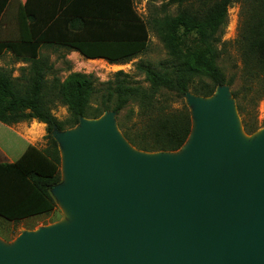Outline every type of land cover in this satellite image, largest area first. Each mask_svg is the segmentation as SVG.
I'll return each mask as SVG.
<instances>
[{"label": "water", "instance_id": "1", "mask_svg": "<svg viewBox=\"0 0 264 264\" xmlns=\"http://www.w3.org/2000/svg\"><path fill=\"white\" fill-rule=\"evenodd\" d=\"M229 89L186 94L177 152L138 151L112 111L55 132L65 177L51 194L71 219L0 240V264H264V134L250 141Z\"/></svg>", "mask_w": 264, "mask_h": 264}, {"label": "trees", "instance_id": "2", "mask_svg": "<svg viewBox=\"0 0 264 264\" xmlns=\"http://www.w3.org/2000/svg\"><path fill=\"white\" fill-rule=\"evenodd\" d=\"M127 1L121 3H127L131 15L125 20L130 36L115 46L118 51L89 53L81 46L73 48L90 59L105 58L111 65H126L148 49L155 24L173 62L155 68L140 60L136 68L145 75L148 87L127 79L123 71L116 73V79L99 85L92 75L82 73L61 81L50 61L38 56L39 45L29 36L20 42L0 43V56L11 52L28 64L20 69L18 77H14V68H0V122L12 126L37 120L46 125L49 143L43 151L29 146L16 162L0 165L1 219L18 224L55 211L51 191L61 184L62 174L59 145L53 134L75 128L82 119H99L112 111L123 136L138 151L177 152L192 130L191 112L184 102L186 94L209 98L218 87L229 86L245 132L251 135L256 131L246 118L264 100V0H235L240 5L235 45L241 68L236 67L231 75L220 62L228 54L224 35L228 9L234 0H172L180 11L166 24L168 33L157 19L139 17L133 11V1ZM178 32L184 37L196 36L202 49L191 58H178L175 44L179 39L174 36ZM56 103L67 108L65 120L53 114ZM177 104L181 107L176 109ZM128 107L131 109L126 111Z\"/></svg>", "mask_w": 264, "mask_h": 264}, {"label": "crops", "instance_id": "3", "mask_svg": "<svg viewBox=\"0 0 264 264\" xmlns=\"http://www.w3.org/2000/svg\"><path fill=\"white\" fill-rule=\"evenodd\" d=\"M121 1L127 0H0V43L20 42L29 36L39 45L38 56L54 66L56 61L65 60L74 67L108 63L105 58H87L73 46H81L89 53L118 51L115 46L130 36V25L125 20L131 15L127 3ZM132 1L133 11L144 20L136 1L147 0ZM6 58L13 62L5 64ZM27 66L11 52L0 56V68L18 70ZM16 73L18 77L20 73ZM46 134V125L37 120L12 126L0 122V165L16 162L29 146L38 147Z\"/></svg>", "mask_w": 264, "mask_h": 264}, {"label": "rangeland", "instance_id": "4", "mask_svg": "<svg viewBox=\"0 0 264 264\" xmlns=\"http://www.w3.org/2000/svg\"><path fill=\"white\" fill-rule=\"evenodd\" d=\"M136 9L146 21L157 19L160 26L164 28L166 33H168L166 24L171 23L179 15L180 11V7L177 4L173 3L172 0H149L146 3H143L142 1H136ZM239 13L240 5L234 0L228 9V25L224 35V41L228 42L229 45L228 54L224 56V58H222L220 62V64L224 67L229 75H231L235 71L236 67L241 68V58L235 45L238 34ZM150 36L151 42L148 49L139 59L132 61L129 64L110 65L108 63L100 62L97 64H92L90 66L79 65L78 67H74V65L70 64L66 60L56 61V66L53 65V73L61 81H65L73 73L92 75L99 85L116 79V73L123 71L126 75H128L127 79H131L135 83H138L144 87H148L145 75L139 72L136 68V65L140 61V59L143 62L152 64L155 68H160L173 62V58L170 55L169 50L166 49L164 43L158 37V33L155 29V24L154 27L151 28ZM174 36L175 38L179 39L175 44V49L177 51L178 58L180 59L191 58L195 53L199 52L202 49V45L197 41L196 36L194 35L184 37L182 35V32H178L175 33ZM11 62L13 61H9L8 58L4 60L5 64H9ZM20 69H15V72L18 71L20 73ZM15 72L14 75L17 76L18 73L15 74ZM229 91L231 93L232 90L229 89ZM184 102L187 106H189L187 97H184ZM180 107V104L175 105L176 109ZM129 109H131V107H128L126 111H128ZM250 112L251 114L246 118V120L249 127L255 129L256 131L251 135H248L247 133L246 134L249 136L250 141H252L256 139L259 132L261 136V133L264 130V100L261 101L254 110H250ZM53 114L58 119L65 120L68 116V110L61 103H56L53 106ZM239 120L242 128L244 129L243 119L240 114ZM237 134L243 142L248 141V136H246L242 130L237 129ZM45 137L40 142L39 146L36 147L41 151L45 150L49 146L48 140ZM64 170L65 165L63 164V178L65 177ZM54 199L56 202V209L54 212L48 215L36 217L34 219L23 221L18 224L11 223L0 218V240L10 245L13 244L16 239L25 232L36 233L41 229L53 227L59 222L66 220V216L67 218L71 219V215L67 214L64 205L61 206L60 202L55 197Z\"/></svg>", "mask_w": 264, "mask_h": 264}, {"label": "bare ground", "instance_id": "5", "mask_svg": "<svg viewBox=\"0 0 264 264\" xmlns=\"http://www.w3.org/2000/svg\"><path fill=\"white\" fill-rule=\"evenodd\" d=\"M237 120V119H236ZM237 129L238 130H242L241 129V127H240V125H239V121L237 120ZM195 130L193 131V134H192V137L195 135ZM243 134V133H242ZM264 134V130L262 131V133H261V136ZM195 137V136H194ZM192 139V138H191ZM121 141L123 142V145H124V147L126 148V149H128L131 153H137L136 151H135V149L133 148V147H131L127 142H124L122 139H121ZM180 154L182 155L183 154V152H180V153H178L176 156H180ZM66 212H67V214H69L70 215V213H69V211L66 209ZM0 244L1 245H5L4 243H2L1 241H0ZM5 247H8V246H5Z\"/></svg>", "mask_w": 264, "mask_h": 264}]
</instances>
